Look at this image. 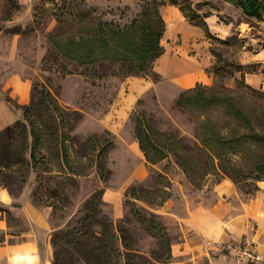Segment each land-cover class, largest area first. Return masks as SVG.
I'll return each mask as SVG.
<instances>
[{
	"label": "rangeland",
	"instance_id": "1",
	"mask_svg": "<svg viewBox=\"0 0 264 264\" xmlns=\"http://www.w3.org/2000/svg\"><path fill=\"white\" fill-rule=\"evenodd\" d=\"M72 1L80 4L77 9L90 14L91 19L116 21L121 25H129L144 4V0H124L129 4L118 3V0H96L95 4L93 0H0V98L10 97L5 90V82L11 76L21 74L30 78L32 100L36 103L45 98L48 105L46 108L43 104L36 112L32 110L38 120L37 125H43L39 121L42 117L48 120L55 115L60 121L59 111L64 113L66 123L61 128L70 136L67 142L70 161L82 173L74 177V181L70 180L65 188L70 202L54 195L52 188L56 186L57 178L48 186L49 199L43 195L47 188L40 186L36 171L29 173L27 185L33 184L32 192L39 190L43 202L35 203L48 212L54 230L75 223L88 199L102 189L99 207L112 219L115 229L126 230L125 243L130 248L127 251L120 238L116 243L119 251L115 253L114 263L162 264L170 259L168 245L181 233L174 216L161 213L166 202L170 203L174 196L180 198L185 206L188 201L191 204L202 201L204 195L215 199L213 186L225 176L232 178L246 194L264 192V140L244 139L237 150L227 146L230 151L222 162L217 160L215 166L208 165L206 156H199L202 165L200 168L190 165L191 177L176 162L172 152L162 162L148 165L146 173L145 154L139 145L134 144L138 113L144 112L147 123L155 129L176 138H186L185 144H192L195 136H190L189 131L194 126L196 132V119L177 103L172 107L168 100L169 109L164 110L155 105V97H151L146 109L139 106L134 111L131 124L123 128L121 135L106 128L100 116L113 101L118 82L127 75V69L121 70V64L116 63L104 67L98 65L86 71L85 67L65 62L54 48L53 37L68 31L71 17L67 7ZM160 1L175 3L187 11H192V8L202 10V15L218 13L220 19L230 26L218 37L227 39V43L211 39V51L215 54L214 64L208 68V73L214 79L208 86H225L234 90L238 101L251 112L255 130L264 136V91L249 90L241 81L243 76L239 79L237 75L240 66L245 71L264 73V20L248 16L241 6L236 3L230 5L226 0ZM68 70L73 72L67 73ZM149 74L159 79L153 71L150 70ZM22 112L20 120L28 122L23 108ZM213 118H218L216 113ZM50 122L55 123V120ZM219 127L224 134H236L238 130L236 124L229 126L224 119ZM247 131L249 128L242 127L239 133ZM89 138H95V151L88 148L86 152L90 155L83 156L82 151ZM108 142L114 145L106 147L100 159L98 152ZM76 146L81 152H76ZM56 166L58 164L53 169ZM204 171L208 174L204 175ZM133 187H136L135 193H131ZM31 197L33 199L32 193ZM164 198L166 200L159 204ZM52 202L55 205L65 203V207L54 212V207L48 205ZM10 222L15 225V230L28 229L22 217L12 215ZM117 233L120 236L118 230Z\"/></svg>",
	"mask_w": 264,
	"mask_h": 264
},
{
	"label": "trees",
	"instance_id": "2",
	"mask_svg": "<svg viewBox=\"0 0 264 264\" xmlns=\"http://www.w3.org/2000/svg\"><path fill=\"white\" fill-rule=\"evenodd\" d=\"M164 2L144 0L142 11L132 19L129 25H121L116 21L91 19L90 14L77 9L80 4L72 1L67 7V13L71 17L68 31L53 37L54 48L67 64L85 67L86 71L98 65L104 67L119 63L121 70L127 69L125 77L149 74L154 62L165 52L162 37L166 24L160 10ZM236 4L241 6L248 16L264 19V0H236ZM182 9L184 15L201 26L208 37L227 43V39H220L211 32L202 14L193 8L192 11H187L183 7ZM55 57H58V54H55ZM238 69L243 74L241 80L243 85L249 90L256 91L254 86L244 81L245 72L253 71H245L243 66ZM72 72L67 71V73ZM47 95L46 92L45 96ZM237 98L235 91L228 87L208 86L202 83L180 94L176 100L177 105L189 111L197 122L192 144H185L186 138L182 136L176 138L155 129L147 123L144 112L138 113L137 126L134 130L147 160L155 165L169 158L172 152L176 162L191 177L190 165L199 166V168L202 165V159H198L199 156H206L208 165L215 166L217 160L222 162L224 155L228 153L227 146L237 150L244 139L264 140V136H260L255 130L251 112ZM8 100L13 102L10 98ZM46 102L44 98L36 103L32 100L28 105L21 106L28 122L17 119L16 122L1 130L0 186L7 188L14 195H20L28 183L29 173L36 171L40 178V186L47 188L43 193L47 199L50 197L48 186L57 178V184L52 188L54 195L62 196L61 199L70 202L65 188L70 180L74 181V177L82 173L77 171L70 161L67 144L70 136L61 128L66 123L64 113L59 111L60 121L55 115L48 120L42 117L39 121L43 125H37L38 120L33 116L32 110L39 111L43 104L48 108ZM55 104L56 107H60L54 102ZM215 113L217 119L213 118ZM222 119L226 120L229 126L236 124L238 129L236 134L222 133L219 127ZM50 120H55V123H51ZM242 127L249 128V131L239 133ZM31 137H33L32 141H30ZM94 142L95 138L88 139L82 151L83 156L90 155V152H86L88 148L95 151ZM111 145H114L113 142H108L105 148L99 150L97 157L101 159L106 147L109 148ZM78 150L79 147L76 146V152ZM56 164L58 166L53 169ZM203 174H208V171H204ZM135 190L136 187H133L131 193H135ZM138 191L141 193L140 190ZM102 192V189L97 190L88 199L75 223L52 231L54 264H115V253L119 251L116 243L120 238L124 248L127 251L130 250L125 243L126 230L115 229L112 219L99 207V203L102 202ZM32 196L34 202H43V198L39 196V190L35 189ZM165 198L159 204H162ZM53 204L52 202L48 205L54 207V212L65 207V203L62 202L60 205ZM0 210L6 212L9 218L13 215L12 211L4 205H0ZM168 250H170V244Z\"/></svg>",
	"mask_w": 264,
	"mask_h": 264
},
{
	"label": "crops",
	"instance_id": "3",
	"mask_svg": "<svg viewBox=\"0 0 264 264\" xmlns=\"http://www.w3.org/2000/svg\"><path fill=\"white\" fill-rule=\"evenodd\" d=\"M226 1L230 5L236 3V0ZM93 2L95 4L96 0ZM118 3L129 4L124 0H118ZM160 10L166 24L162 37L165 52L154 62L152 69L159 79L145 74L128 76L118 82L113 101L100 116L104 126L116 135H121L124 127L128 128L132 114L139 106L146 109L151 97H155V105L168 110V100L174 107L183 91L198 83H213L214 76L208 73V68L214 64L212 38L184 15L181 6L165 3ZM197 11L203 13L202 10ZM203 16L217 37L229 30L230 26L220 19L218 13ZM173 22L178 24L176 28ZM237 75L241 79L242 71ZM244 81L264 91V73L246 71ZM5 90L13 102L0 98V132L22 117L21 106L32 100V80L14 74L6 80ZM194 128L189 131L190 136H195ZM134 144L141 148L137 137ZM148 165L151 163L146 158V173ZM31 189L33 184L27 185L20 195H14L0 186V205L9 208L13 215L22 217L28 225V229L15 230L7 213L0 210V264H54L51 241L54 229L48 212L33 201ZM213 192L215 199L204 195L202 201L194 204L188 201L186 206L176 196L170 199V203L166 202L161 213L174 216L181 233L171 242L170 259L162 264H235L233 256L220 243L232 244L245 236L257 242L264 258V192L246 194L228 176L213 186Z\"/></svg>",
	"mask_w": 264,
	"mask_h": 264
},
{
	"label": "built area",
	"instance_id": "4",
	"mask_svg": "<svg viewBox=\"0 0 264 264\" xmlns=\"http://www.w3.org/2000/svg\"><path fill=\"white\" fill-rule=\"evenodd\" d=\"M234 258L235 264H264V258L258 250V244L248 236L234 243H220Z\"/></svg>",
	"mask_w": 264,
	"mask_h": 264
},
{
	"label": "bare ground",
	"instance_id": "5",
	"mask_svg": "<svg viewBox=\"0 0 264 264\" xmlns=\"http://www.w3.org/2000/svg\"><path fill=\"white\" fill-rule=\"evenodd\" d=\"M172 25H174V27H175V28L178 26V24H177V23H175V22H173V24H172Z\"/></svg>",
	"mask_w": 264,
	"mask_h": 264
}]
</instances>
